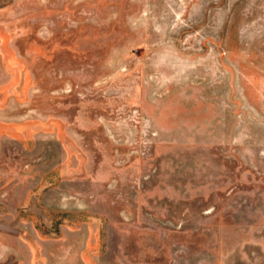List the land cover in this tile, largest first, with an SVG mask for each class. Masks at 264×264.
<instances>
[{
	"label": "rangeland",
	"instance_id": "374dc122",
	"mask_svg": "<svg viewBox=\"0 0 264 264\" xmlns=\"http://www.w3.org/2000/svg\"><path fill=\"white\" fill-rule=\"evenodd\" d=\"M0 264H264V0H0Z\"/></svg>",
	"mask_w": 264,
	"mask_h": 264
}]
</instances>
